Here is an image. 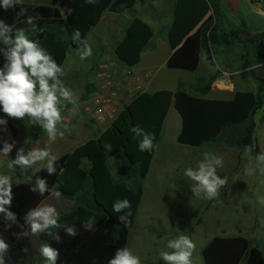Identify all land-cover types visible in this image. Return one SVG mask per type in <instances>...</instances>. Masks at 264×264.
Returning <instances> with one entry per match:
<instances>
[{"label": "trees", "instance_id": "16d2710c", "mask_svg": "<svg viewBox=\"0 0 264 264\" xmlns=\"http://www.w3.org/2000/svg\"><path fill=\"white\" fill-rule=\"evenodd\" d=\"M31 1L29 4L25 0L20 3L14 0L13 5L4 10L0 0V33H3L0 35V71H7V56L19 30L62 69L70 50L86 43L104 10L119 15L132 11L138 2L113 0L108 6L110 0ZM222 2L177 0L168 34L173 50L167 63L169 69L194 73L201 59L214 63L212 36L223 32ZM153 36L149 24L134 18L115 48L116 58L129 69L138 66ZM227 36L223 34L222 39L227 40ZM231 37L232 45H240L245 67L264 64V31L249 40H242L237 34ZM6 38L8 43H5ZM216 77L196 79L194 90L199 97L182 90L136 94L96 139L46 165L31 179L12 186L9 196L5 197H10V203L3 205L5 211L0 212V240L7 245L0 251V258L30 228L31 213L52 193H58L73 202L71 211L41 234V239L57 252V264H110L117 251L128 246L144 196V180L150 173L172 106L182 121L177 137L180 145L202 148L216 144L226 132L242 126V134L232 145L241 153L259 154L254 118L264 106V79L251 70L250 77L258 85L256 94L237 92L229 101L207 100L204 97L211 91ZM52 83L49 79V84ZM95 90V84L89 83L82 100L87 101ZM0 119L6 121L15 136L17 117L5 113L0 106ZM146 137L151 147L141 149ZM111 159L115 160L118 179L112 172ZM84 160L90 163V169L84 167ZM123 162L136 169L135 181L131 182L128 171L122 169ZM49 165L52 172L48 170ZM39 180L45 182L43 193L37 183ZM125 202L127 204L117 210L116 206ZM202 256L204 264H264V249L243 237H214L203 249Z\"/></svg>", "mask_w": 264, "mask_h": 264}, {"label": "rangeland", "instance_id": "374dc122", "mask_svg": "<svg viewBox=\"0 0 264 264\" xmlns=\"http://www.w3.org/2000/svg\"><path fill=\"white\" fill-rule=\"evenodd\" d=\"M32 3L31 0H25ZM103 15L101 16V18ZM103 26L95 28L86 43L78 49L70 50L62 67L63 74L57 75L58 89L64 87L70 91L68 99L59 96L57 107L62 116L69 118L68 125L75 127L79 122L94 126L90 114L86 110V101L82 100L85 86L95 81V71L100 63L108 62L113 69H128L116 58L113 51L102 54L99 48L103 41L98 40ZM97 36V37H96ZM125 36V30L118 33L117 41ZM100 38V37H99ZM170 72L161 73L160 84L174 83L168 77ZM120 80L121 78L117 76ZM182 91L195 96L190 79L178 81ZM129 101L132 96H128ZM264 100V91L262 93ZM126 100V101H127ZM66 101V102H64ZM66 104V105H65ZM68 104V105H67ZM19 128L26 134L35 117L25 114L17 117ZM264 106L254 118L256 124L255 138L259 154L253 151L241 153L231 143L240 136L236 132L224 135L220 144L192 148L180 145L177 137L181 129V118L176 110H172L161 136V143L155 153L150 173L144 180L145 195L140 206L134 228L130 235L128 249L139 257L140 264H168L160 257V252H172L168 247L170 240L185 235L195 245L190 257L192 264H204L202 251L217 236H246L254 246L264 249ZM98 135L94 133L92 137ZM163 148V150H162ZM209 149L208 152H205ZM238 151L236 166L228 167V150ZM219 151V153H216ZM200 153V154H199ZM207 154V158L206 155ZM197 155V156H194ZM222 159V166L215 164V159ZM48 161L51 157H47ZM213 163L216 174L221 179L227 177L225 185L218 189V195L211 200L206 193L197 195L193 188L197 182L184 173L187 168L198 169L200 162ZM114 159L110 164L114 176L118 179L119 172L114 167ZM36 166V164H35ZM127 170L131 182L137 179L136 169L127 163H121ZM147 191V193H146Z\"/></svg>", "mask_w": 264, "mask_h": 264}, {"label": "crops", "instance_id": "0c3cea01", "mask_svg": "<svg viewBox=\"0 0 264 264\" xmlns=\"http://www.w3.org/2000/svg\"><path fill=\"white\" fill-rule=\"evenodd\" d=\"M112 1L113 0L109 1L108 6ZM176 4L177 0H138L132 11L123 14H112L108 12L107 9L104 10L102 14L103 17L100 18L99 24L97 25L98 28L103 26V31L98 35L100 38L96 36L98 40L103 41L99 46L102 54H105L110 50L115 53L117 44L124 38L123 37L117 41L118 33H120L122 29L126 30L127 26L134 18H140L145 21L151 26L154 32L152 41L142 54L140 64L131 69L132 75L129 78H122L124 73L122 69H113L114 74L123 80L124 91L128 92L134 86L140 85L143 87V92L153 93L161 90L176 92L182 90V88L177 85L178 81L190 79L194 88L197 78H209L216 75L217 77L212 84L211 91L204 97L207 100L229 101L234 98L237 92H250L256 94L258 91V85L250 77V71L255 70L256 75L264 79V64L245 67L240 57L242 53L240 45L231 44L233 41L231 35L237 34L240 39L249 40L264 31V0H223V32H215L212 36V47L215 52L214 63L212 64L205 59H201L199 67L194 73L181 70H171L167 67L168 60L173 54L168 34L174 21ZM223 34L228 35L227 40L225 41L222 39ZM165 70L170 72L168 77L171 81H174V83L171 82L166 85L160 84L161 73ZM86 86L84 82L83 93L85 92ZM195 96L199 97L198 94ZM132 99L133 98L129 101L127 100L126 104L130 103ZM62 103L63 102L58 104ZM0 106L3 109L2 103H0ZM172 110H175L173 106L169 110L163 130ZM60 116L61 120L56 124L51 135L44 129L42 119L34 118L31 123L32 125L29 126L28 131L25 134L24 130L19 128L20 122L17 118V134L15 136L12 134L6 121L0 119V180L8 181L7 183L0 185V187L10 189L12 186L19 185L24 181L31 179L36 172L46 165L56 161L66 154L72 153L77 147L85 144L87 141L96 139L100 135V132L104 131V129L97 126L93 120L94 126L92 127L85 124V122H79L75 127H72L68 125L69 118L65 115L62 116L61 112ZM243 130L242 126L234 127L224 135L229 136L231 132H236L241 135ZM96 132H98V135L92 137ZM160 143L161 138L156 151L158 150ZM216 144H220V142ZM212 145L207 146L209 148V146ZM6 148L8 149L7 151H5ZM42 150H45L48 153L43 159L34 160L27 166L15 163L20 156L28 158L30 153ZM208 151L209 149L205 152ZM216 153H219V151H216ZM228 153V167L232 170L237 164L239 153L236 149L235 151L228 150ZM49 156L51 157V160L46 162V159ZM84 167L90 169V163L87 160H84ZM146 195L144 189L143 199L144 197H147ZM48 206L54 207L55 212L52 219L57 221L63 214L71 211L73 202L65 196L58 193H52L36 210ZM44 229L46 228L33 234L30 226L25 234L18 238L15 245L7 250L4 256L0 258L3 260V264H49L48 258L41 253V247L44 245L52 248L50 244L41 239V234ZM236 237L249 239L246 236L238 235ZM55 264H57V258Z\"/></svg>", "mask_w": 264, "mask_h": 264}, {"label": "clouds", "instance_id": "9594fccd", "mask_svg": "<svg viewBox=\"0 0 264 264\" xmlns=\"http://www.w3.org/2000/svg\"><path fill=\"white\" fill-rule=\"evenodd\" d=\"M16 3L22 0H15ZM14 0H2L4 10L12 6ZM31 23V18H29ZM3 35V33H0ZM9 40L6 38L5 43ZM9 63L6 65L7 71H0V103L3 104V111L10 116L23 117L26 113L37 119H42L44 129L51 135L56 124L61 120L60 111L57 107L59 96L68 99L70 91L64 87L58 89L57 73L63 74L62 70L52 61L49 55L37 46L36 43L26 37L23 30H19L15 36L14 47L11 48L7 56ZM49 79L53 83L49 84ZM37 84L39 90L37 91ZM151 147V141L146 137L141 145V149ZM8 149L6 148L5 151ZM48 153L45 150L32 152L28 158L20 156L15 163L20 165H30L34 160L43 159ZM206 158H207V154ZM264 159V156H261ZM216 165L222 166V159H215ZM49 172L53 169L49 165ZM191 180L197 182L193 191L199 195L201 191L206 193V199L211 200L218 195V189L225 185L227 177L221 179L216 174V168L213 163L200 162L197 170L187 168L184 173ZM7 180H0V185L7 183ZM41 193L45 191V182L37 181ZM10 189L0 187V212H4L3 205L10 203ZM264 203V201H262ZM127 204L117 205L119 210ZM55 212L54 207L48 206L38 209L31 213L33 234L40 232L49 225H55L56 221L52 219ZM9 215H11L9 213ZM42 221V223H41ZM71 231V230H69ZM7 245L0 240V251ZM168 247L172 252H160V257L168 264H192L190 259L195 247L193 241L185 235H180L177 239L170 240ZM41 253L48 258L49 264H55L57 252L44 245L41 247ZM0 264L3 260L0 259ZM110 264H140V259L134 256L130 250L125 247L117 251L115 258L110 260Z\"/></svg>", "mask_w": 264, "mask_h": 264}, {"label": "built area", "instance_id": "2783aa9c", "mask_svg": "<svg viewBox=\"0 0 264 264\" xmlns=\"http://www.w3.org/2000/svg\"><path fill=\"white\" fill-rule=\"evenodd\" d=\"M123 73L126 79L132 75L131 69ZM95 92L86 101V110L95 124L103 129L109 127L119 116L126 105L127 96L133 98L143 92V87L136 85L130 91L123 89V80L113 72V65L107 62L100 63L95 71Z\"/></svg>", "mask_w": 264, "mask_h": 264}]
</instances>
